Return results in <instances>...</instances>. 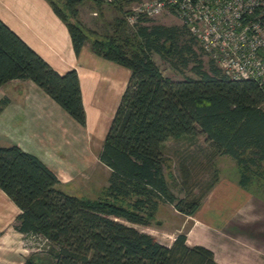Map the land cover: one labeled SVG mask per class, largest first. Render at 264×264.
<instances>
[{
	"label": "trees",
	"instance_id": "16d2710c",
	"mask_svg": "<svg viewBox=\"0 0 264 264\" xmlns=\"http://www.w3.org/2000/svg\"><path fill=\"white\" fill-rule=\"evenodd\" d=\"M47 1L67 25L76 53L88 40L96 54L128 67L130 75L98 152L109 168L99 196L67 192L36 154L16 143L0 144V188L20 209L13 226L46 238L41 250L52 258L42 262L30 254L20 264H216L212 250L188 245L184 232L166 245L127 222L149 224L160 202L193 214L214 180L200 195L177 196L162 153L169 137L204 135L211 160L230 156L242 186L264 185V81L232 78L210 59L205 68L183 24L147 23V18L130 26L119 4L113 31L100 34L77 19L84 0ZM153 52L182 77L164 74ZM14 78L31 79L85 124L76 69L58 72L0 19V85ZM7 102L5 96L0 99V111ZM180 170L187 183L188 165Z\"/></svg>",
	"mask_w": 264,
	"mask_h": 264
},
{
	"label": "crops",
	"instance_id": "0c3cea01",
	"mask_svg": "<svg viewBox=\"0 0 264 264\" xmlns=\"http://www.w3.org/2000/svg\"><path fill=\"white\" fill-rule=\"evenodd\" d=\"M77 8L79 22L98 33L103 30L100 34L112 32L114 18L121 16V13L108 16L103 4H90L86 0ZM102 15L106 16L104 20H101ZM0 19L58 72L76 69L86 115L81 140L85 146L97 148V156H92L98 159L130 69L96 54L88 40L76 53L67 25L47 0H0ZM3 95L8 98L0 112L5 128L22 130L32 139L26 143L18 139L14 142L40 157L62 182L72 180L76 174L70 167L74 168V165L70 166L68 160L65 165L58 162L54 151L59 148L57 137L60 131L54 114L61 113L62 107L31 79L14 78L4 82L0 85V97ZM45 120L49 122L47 125ZM42 132L45 139L41 137ZM69 141L66 137L65 144L68 145ZM225 157L229 162L223 164ZM213 159L217 163L223 160L218 168L226 169L215 174L193 214L181 213L172 204L162 202L178 214V224L170 227L162 220L157 226L130 224L151 233L166 245H170L178 233L184 232L188 245L210 248L216 264H264V185L242 186L230 156L220 154ZM19 211L0 188V264H20L34 253L25 242L26 234L13 226Z\"/></svg>",
	"mask_w": 264,
	"mask_h": 264
},
{
	"label": "rangeland",
	"instance_id": "374dc122",
	"mask_svg": "<svg viewBox=\"0 0 264 264\" xmlns=\"http://www.w3.org/2000/svg\"><path fill=\"white\" fill-rule=\"evenodd\" d=\"M96 1V2H95ZM86 0V3L101 5L103 4L106 8L105 14L117 15L121 13L118 8L120 4L123 9H127L133 2L126 4L124 0ZM101 3V4H100ZM103 8V6H101ZM103 13V11H102ZM99 16V15H98ZM106 16L102 15L101 20H104ZM160 22L165 24H180L181 20L179 16L174 13L171 9H164L159 14L149 18L147 23ZM102 33L103 30H99ZM98 33V32H97ZM195 48L200 52V56L203 59V66L208 68L209 58L206 54L202 53L198 44L194 43ZM152 57L156 64L160 67L162 72L172 78H181L182 73L175 70L170 63L161 57L158 53L153 52ZM187 74H192L188 68L184 70ZM4 97L1 96L0 99ZM6 97V96H5ZM6 105V104H5ZM4 105V106H5ZM2 107V109L4 108ZM25 107V106H24ZM1 109V111H2ZM61 113L54 114V119L59 127V133L57 137L58 147L54 148L57 152V160L61 164L67 163L69 161L71 168L76 175L70 181L62 182L60 186L64 188L67 192L74 193L76 195H82L87 197H97L101 193V189L107 184L109 168L104 165L98 159H94L92 155L97 156V148H89L85 146L81 140L82 134L84 132V127L82 124L78 123L73 119L66 111L60 108ZM0 111V112H1ZM47 125L49 122L44 121ZM0 144H11L15 143L14 140H19L22 143L32 141L31 137L25 134L22 130L17 132L12 128V131L6 129L2 121L0 120ZM41 137L45 139V135L42 132ZM66 137H68L69 144H65ZM69 147V148H68ZM210 144L204 135L199 134L194 139H189L186 137H169L164 141L162 148V153L166 157L165 161V172L168 170L171 172V176L167 177L172 184V190L177 196H183L185 194L189 195H200L208 183L213 179L215 173L218 171L225 170L223 167L218 168V164L222 165L223 160L220 159L215 161L211 160L209 157ZM25 150V149H24ZM94 150V152L92 151ZM223 164L229 162V159L225 157ZM60 160V161H59ZM188 165L191 171V177L187 183L182 182V173L180 170V165ZM159 204L154 218L151 220V224L157 226L161 223L172 227L179 222L178 214L174 213L172 208L166 204ZM130 223V222H128ZM141 226L140 224H137ZM33 254L38 257L39 261L50 262L52 260L51 256L48 255L46 250L33 249Z\"/></svg>",
	"mask_w": 264,
	"mask_h": 264
},
{
	"label": "built area",
	"instance_id": "2783aa9c",
	"mask_svg": "<svg viewBox=\"0 0 264 264\" xmlns=\"http://www.w3.org/2000/svg\"><path fill=\"white\" fill-rule=\"evenodd\" d=\"M164 9L176 13L202 53L232 78L264 81V0H138L124 14L134 26ZM33 249L46 245L40 235H26Z\"/></svg>",
	"mask_w": 264,
	"mask_h": 264
}]
</instances>
